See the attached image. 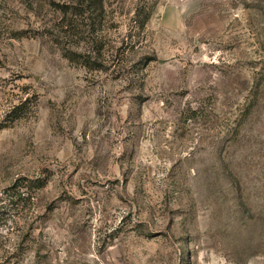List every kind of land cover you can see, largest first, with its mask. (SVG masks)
<instances>
[{
	"label": "rangeland",
	"instance_id": "obj_1",
	"mask_svg": "<svg viewBox=\"0 0 264 264\" xmlns=\"http://www.w3.org/2000/svg\"><path fill=\"white\" fill-rule=\"evenodd\" d=\"M149 2L0 0V264H264V0Z\"/></svg>",
	"mask_w": 264,
	"mask_h": 264
},
{
	"label": "trees",
	"instance_id": "obj_2",
	"mask_svg": "<svg viewBox=\"0 0 264 264\" xmlns=\"http://www.w3.org/2000/svg\"><path fill=\"white\" fill-rule=\"evenodd\" d=\"M71 1L73 3L77 2L78 4L83 5V7L85 8L84 10L85 12L88 11L90 15H94L95 18L98 15L97 19L98 20L100 19L101 21L103 17V13L105 12L104 0H71ZM152 9H153L152 4L149 2V0H140V3L136 7L134 18L132 19L134 20L137 27L143 28L145 26L146 22L149 20L151 14L153 13ZM94 17L93 19H95ZM65 54H68V57L70 58L71 61H74L76 59L75 58L76 53L65 52ZM27 100L29 99H26L25 101L21 100L20 103L13 108L12 112H15L17 108L21 109L27 103ZM23 188L26 189L24 191H28L31 187L30 184L25 182L14 183L11 187L8 188V190L5 191V198L12 199L14 198V196L19 198V195H21L22 193L21 191ZM8 191H12V194H7ZM31 194L32 193H29L28 195L29 199L31 198L29 197L31 196ZM23 243H25V241ZM23 245L24 244H20L19 247L16 248V253L20 260H22L23 253L25 252L24 251L25 249H23ZM39 255L40 254L38 253V257H40Z\"/></svg>",
	"mask_w": 264,
	"mask_h": 264
}]
</instances>
